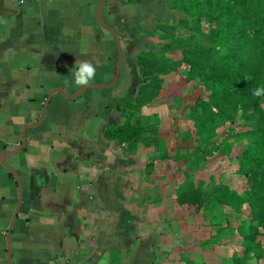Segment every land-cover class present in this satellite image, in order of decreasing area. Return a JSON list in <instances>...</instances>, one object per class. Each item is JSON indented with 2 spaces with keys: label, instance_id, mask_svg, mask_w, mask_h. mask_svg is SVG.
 Returning a JSON list of instances; mask_svg holds the SVG:
<instances>
[{
  "label": "crops",
  "instance_id": "crops-1",
  "mask_svg": "<svg viewBox=\"0 0 264 264\" xmlns=\"http://www.w3.org/2000/svg\"><path fill=\"white\" fill-rule=\"evenodd\" d=\"M98 7V0H0V245L18 201V181L2 160L23 183L12 264L17 254L21 264H98L109 246L132 240L121 232L130 220L143 221L144 208H130L127 199L136 192L131 183L145 179L150 151L129 152L105 136L123 121L113 97L117 82L75 99L56 89L73 95L85 86L75 83L78 61L96 69L87 85L113 80L115 36L100 31ZM52 91L43 121L25 127L39 121ZM24 129L23 150L1 156L19 150Z\"/></svg>",
  "mask_w": 264,
  "mask_h": 264
},
{
  "label": "rangeland",
  "instance_id": "rangeland-1",
  "mask_svg": "<svg viewBox=\"0 0 264 264\" xmlns=\"http://www.w3.org/2000/svg\"><path fill=\"white\" fill-rule=\"evenodd\" d=\"M191 1L136 0L127 4V0H106L103 21L117 30L123 50L124 70L113 92L117 105L126 94L135 99L139 86L147 80L140 75L138 55L143 51H158L169 43L160 38L162 32L156 31L157 24L177 23L182 19L191 22L196 15L195 11L187 10ZM99 27L104 34L113 37L112 32L104 30L100 24ZM148 30L155 33L147 34ZM196 41L203 45L209 43L206 35ZM116 50L115 44L114 74ZM166 51L182 57L178 48L168 45ZM189 76L186 66L164 75L159 97L139 114L145 141L141 146L144 150H155H147L150 152L143 156L145 179L140 185L131 183L136 192L127 200L130 208H144L143 221L133 226L130 220L123 226V238H127L130 231L132 240L109 246L98 264H234L233 256L243 251L239 246L243 237L240 227L251 223L249 208L239 206L228 196L223 197L222 191L224 186L236 190L244 187L243 181L233 185L232 180L237 177L240 165L236 155L250 145L249 135H245L249 127L241 124L240 119L227 120L217 112L200 121L193 119L191 107L196 105L199 95L208 91L198 78ZM102 79L97 75L95 82L103 83ZM90 90L104 93L110 89ZM199 123L205 127L200 133L197 132L198 127L202 128ZM262 150L264 152V147ZM139 164L143 166L142 162ZM201 170L205 176V196L199 204L180 203L179 193L187 177L201 179ZM138 177L142 174L138 173ZM6 232L2 231V235ZM0 246V264H6L7 244ZM17 255L13 264H21L17 262H20ZM256 262L254 259V264Z\"/></svg>",
  "mask_w": 264,
  "mask_h": 264
},
{
  "label": "trees",
  "instance_id": "trees-1",
  "mask_svg": "<svg viewBox=\"0 0 264 264\" xmlns=\"http://www.w3.org/2000/svg\"><path fill=\"white\" fill-rule=\"evenodd\" d=\"M135 1L127 0V4ZM187 10L196 12L191 22L182 19L157 24L156 31L162 32L160 38L169 43L158 51L138 55L140 75L147 80L139 86L134 100L127 94L121 97L118 109L123 121L108 126L105 136L126 143L129 152L144 150L139 114L159 97L164 75L186 66L189 77L198 78L208 91L199 95L191 107L193 119L200 121L217 112L227 120L240 119L249 127L245 135H249L250 145L236 155L240 165L232 180L233 185L243 181L244 187L236 190L224 186L222 196L237 201L239 206L247 205L251 218V223L240 227L243 237L239 246L243 251L231 262L254 264L255 259L256 264H264V95H253L256 88H264V0H192ZM152 33L155 31H147ZM205 35L209 43H197ZM166 44L180 49L182 57L167 53ZM199 124L202 128H197L198 133L205 130L203 123ZM201 171V179L187 177L179 193L180 203L199 204L205 196V176Z\"/></svg>",
  "mask_w": 264,
  "mask_h": 264
},
{
  "label": "water",
  "instance_id": "water-1",
  "mask_svg": "<svg viewBox=\"0 0 264 264\" xmlns=\"http://www.w3.org/2000/svg\"><path fill=\"white\" fill-rule=\"evenodd\" d=\"M105 3H106V0H100V4H99V7H98V10H97V13H96V18H97L98 23L103 28H105L106 30H109L110 32H112L114 34L115 38H116V44H117V50H118V59H117V67H116V72H115L114 78L108 84H90V85L82 86L73 95H68V93L62 87L56 88L58 91L62 92L63 94H65L66 96H68L71 99H75L79 95V93H81L83 90L88 89V88H96V87L97 88H109V87L115 85V83L117 82V80L119 78V75H120V72H121V68H122V65H123L122 42H121V39H120V37L118 35L117 30L113 26L105 24L104 21H103V17L102 16H103V9H104ZM53 91L47 97V101H46V103H45V105L43 107L42 115H41V118L39 119V121L37 123H35V124H27V125H25V127L36 126V125H39L43 121V118H44V115L46 113L47 107H48V105H49V103L51 101V97H52ZM25 145H26V134H25V129H24L22 131V134H21V147L19 148V150H17V151L5 150V151H3L1 156H6V155H10V154H17L19 151L23 150ZM2 163L16 177V179L18 181V201H17L16 208L14 210V213L12 215V218H11V221H10V224L8 226L7 233H6V242H7V248H8V260H7L6 264H12L13 245H12L11 237H12V232H13V228H14L15 222H16V220L18 218L19 211H20V208H21V205H22V202H23V183H22V180H21L20 173L15 168H13L11 165L6 163L4 160H2Z\"/></svg>",
  "mask_w": 264,
  "mask_h": 264
},
{
  "label": "clouds",
  "instance_id": "clouds-1",
  "mask_svg": "<svg viewBox=\"0 0 264 264\" xmlns=\"http://www.w3.org/2000/svg\"><path fill=\"white\" fill-rule=\"evenodd\" d=\"M77 70L75 71V83L77 85H87L91 79L94 78L96 69L89 61H78ZM66 84L69 82H65ZM253 95L260 97L264 95V88H256Z\"/></svg>",
  "mask_w": 264,
  "mask_h": 264
},
{
  "label": "built area",
  "instance_id": "built-area-1",
  "mask_svg": "<svg viewBox=\"0 0 264 264\" xmlns=\"http://www.w3.org/2000/svg\"><path fill=\"white\" fill-rule=\"evenodd\" d=\"M27 1H29V0H18V3H19L20 5H22V4L26 3Z\"/></svg>",
  "mask_w": 264,
  "mask_h": 264
}]
</instances>
